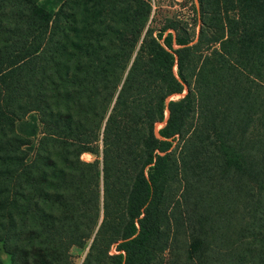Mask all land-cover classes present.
Returning a JSON list of instances; mask_svg holds the SVG:
<instances>
[{
    "label": "trees",
    "instance_id": "1",
    "mask_svg": "<svg viewBox=\"0 0 264 264\" xmlns=\"http://www.w3.org/2000/svg\"><path fill=\"white\" fill-rule=\"evenodd\" d=\"M191 5L0 0L10 264H264V0Z\"/></svg>",
    "mask_w": 264,
    "mask_h": 264
},
{
    "label": "rangeland",
    "instance_id": "2",
    "mask_svg": "<svg viewBox=\"0 0 264 264\" xmlns=\"http://www.w3.org/2000/svg\"><path fill=\"white\" fill-rule=\"evenodd\" d=\"M59 1L60 0H40V4L45 8L49 6L53 10ZM191 1L192 0H155L156 7L152 22V27L155 32H158L169 19H184L193 22ZM194 27L197 32V26ZM175 71H177V67H175ZM180 96L181 95L172 96L169 100L172 98H179ZM34 114L35 112L31 113L24 120L17 123V129L21 133L29 136L32 140V143L26 146L29 153L28 160L32 158L41 131L38 117ZM83 158L91 160L93 159V156L85 154L83 155ZM85 254L86 249H80L78 247L72 249V256L76 264H82ZM0 260V264H10V257L2 250H0Z\"/></svg>",
    "mask_w": 264,
    "mask_h": 264
},
{
    "label": "crops",
    "instance_id": "3",
    "mask_svg": "<svg viewBox=\"0 0 264 264\" xmlns=\"http://www.w3.org/2000/svg\"><path fill=\"white\" fill-rule=\"evenodd\" d=\"M63 0H60L59 3L57 4V6L52 10V8H50L49 6H47V10H49L50 12H55L57 10V8L59 7L60 3L62 2ZM34 113V112H33ZM35 116L38 117L37 113L34 114ZM39 120V119H38ZM40 123V122H39ZM41 126V125H40ZM40 134H41V131H40Z\"/></svg>",
    "mask_w": 264,
    "mask_h": 264
},
{
    "label": "water",
    "instance_id": "4",
    "mask_svg": "<svg viewBox=\"0 0 264 264\" xmlns=\"http://www.w3.org/2000/svg\"><path fill=\"white\" fill-rule=\"evenodd\" d=\"M167 115H168V111H167ZM3 251V250H2Z\"/></svg>",
    "mask_w": 264,
    "mask_h": 264
}]
</instances>
